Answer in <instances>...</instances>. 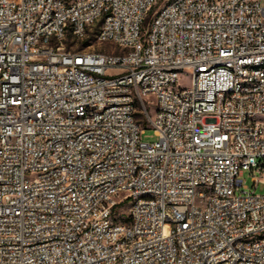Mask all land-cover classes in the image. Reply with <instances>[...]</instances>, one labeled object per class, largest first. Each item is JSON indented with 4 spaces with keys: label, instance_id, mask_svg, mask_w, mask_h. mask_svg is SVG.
Instances as JSON below:
<instances>
[{
    "label": "built area",
    "instance_id": "2783aa9c",
    "mask_svg": "<svg viewBox=\"0 0 264 264\" xmlns=\"http://www.w3.org/2000/svg\"><path fill=\"white\" fill-rule=\"evenodd\" d=\"M158 3L0 0V264H264V0Z\"/></svg>",
    "mask_w": 264,
    "mask_h": 264
},
{
    "label": "rangeland",
    "instance_id": "374dc122",
    "mask_svg": "<svg viewBox=\"0 0 264 264\" xmlns=\"http://www.w3.org/2000/svg\"><path fill=\"white\" fill-rule=\"evenodd\" d=\"M165 0H159V3L157 5V7L159 5H162L164 3ZM94 41V36L91 35L87 40L85 41H78V42H74L76 43V45L74 46L75 48H84L86 47V45L90 42ZM67 48H70V42H68V44L66 45ZM108 49H111L109 47H107ZM192 83V77H191V73L187 70L181 71L180 72V80H179V84L178 86L180 87H187L189 85H191ZM142 139L144 141H148V142H152L155 141L158 136L156 134V131L153 127L151 126H146L145 127V131L144 133H142L141 135ZM257 175L259 178H261V175L259 172H250V171H246L243 174V179H244V184L246 186V189L249 190H253V178L254 176ZM256 193H263L264 192V185L263 184H259L258 188L256 190H254Z\"/></svg>",
    "mask_w": 264,
    "mask_h": 264
}]
</instances>
